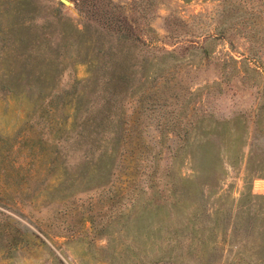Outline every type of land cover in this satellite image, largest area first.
<instances>
[{
    "label": "rangeland",
    "instance_id": "1",
    "mask_svg": "<svg viewBox=\"0 0 264 264\" xmlns=\"http://www.w3.org/2000/svg\"><path fill=\"white\" fill-rule=\"evenodd\" d=\"M0 264H264V0H0Z\"/></svg>",
    "mask_w": 264,
    "mask_h": 264
},
{
    "label": "trees",
    "instance_id": "2",
    "mask_svg": "<svg viewBox=\"0 0 264 264\" xmlns=\"http://www.w3.org/2000/svg\"><path fill=\"white\" fill-rule=\"evenodd\" d=\"M116 20H117V18L114 20V22ZM106 27L107 28H105V30L107 32H109L111 34V36H113L115 42H117L119 44H122V42H126V41L128 42L129 40H136L138 38L137 35L133 34L131 28H129V27H124V26H121L120 24L113 25V26H110L109 25V26H106ZM120 48H121V46L119 47V51H121ZM114 54H116V52ZM106 63H111V65L113 67H114V65H113L114 63L117 64V67L120 65V62H117L116 56L114 58L110 59V60H107ZM6 88L10 90V87L9 86H6ZM100 149L101 150H99V153H101L102 155L104 154L106 156V158L111 157V154L109 153V150H105V149H102V148H100ZM98 158H99V160H98L99 163H97V166H98L97 168H102V170L105 169V167H107V164L106 163H103L102 157H99L98 156ZM110 164H109V166H111ZM104 176L105 175H100L99 176L97 174V176H96L95 179L89 180L87 182V184H85V186H83V187H88L91 183H94V185H95V184H97L99 182H103L104 181L103 180V177Z\"/></svg>",
    "mask_w": 264,
    "mask_h": 264
}]
</instances>
